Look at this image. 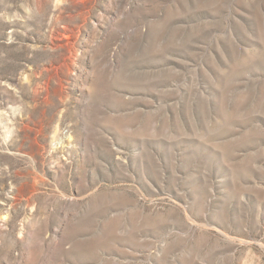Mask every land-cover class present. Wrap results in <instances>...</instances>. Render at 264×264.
Returning <instances> with one entry per match:
<instances>
[{"label":"rangeland","instance_id":"374dc122","mask_svg":"<svg viewBox=\"0 0 264 264\" xmlns=\"http://www.w3.org/2000/svg\"><path fill=\"white\" fill-rule=\"evenodd\" d=\"M0 264H264V0H0Z\"/></svg>","mask_w":264,"mask_h":264}]
</instances>
